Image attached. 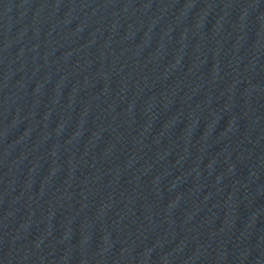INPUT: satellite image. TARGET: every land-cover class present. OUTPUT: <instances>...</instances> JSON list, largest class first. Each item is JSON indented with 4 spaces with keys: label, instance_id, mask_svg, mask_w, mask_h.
<instances>
[{
    "label": "water",
    "instance_id": "obj_1",
    "mask_svg": "<svg viewBox=\"0 0 264 264\" xmlns=\"http://www.w3.org/2000/svg\"><path fill=\"white\" fill-rule=\"evenodd\" d=\"M0 264H264V0H0Z\"/></svg>",
    "mask_w": 264,
    "mask_h": 264
}]
</instances>
